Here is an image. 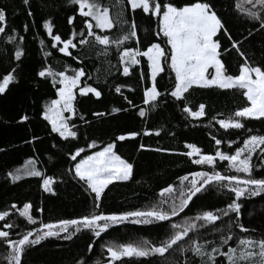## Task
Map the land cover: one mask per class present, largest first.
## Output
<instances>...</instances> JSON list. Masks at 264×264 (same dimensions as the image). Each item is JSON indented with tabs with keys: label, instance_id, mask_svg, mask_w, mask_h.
Here are the masks:
<instances>
[{
	"label": "trees",
	"instance_id": "obj_1",
	"mask_svg": "<svg viewBox=\"0 0 264 264\" xmlns=\"http://www.w3.org/2000/svg\"><path fill=\"white\" fill-rule=\"evenodd\" d=\"M105 6H109L113 19L123 10L124 19L135 20L138 25L140 46L149 41L160 42L155 39L157 29L156 19L142 13L141 10L132 12L125 7V0H100ZM184 3L185 0H177ZM236 0H213L218 13L228 22V27L233 36L247 35L246 30H251L254 23L250 19L238 14L234 9ZM0 7L7 12L6 33L0 34V76L6 71L15 68L16 81L9 86L5 94L0 95V211L11 209L12 204L22 208L23 203L30 202L32 209L30 214L36 220L35 224H28L25 218L19 216L18 211L11 210L8 223L16 225L10 230V238L17 239V233L23 234L32 228H39L41 223H55L60 219H75L87 215L93 211V201L89 191L82 183H78L72 176L66 174L73 161H70L68 150L75 151L76 147L85 148L86 154L100 150L104 143L114 139L116 135L125 130H134L140 133L134 140L123 143L117 142L118 154L122 158L133 163V175L127 181H116L105 189L102 197L101 208L97 211L105 213L146 210L157 203L162 197L160 191L168 184L179 185V176L186 175L190 171L208 170L207 166L194 165L182 153L187 151L186 143H194L201 148L203 153L212 154L216 145L212 136L222 139L225 143L220 146L221 150H228V140H235L236 144L251 129L252 134L264 135V122L259 120H245V129L225 131L216 123V120L227 119L239 107L247 105L246 98L241 90H220L212 88H193L187 94L189 106L195 110L199 103H205L206 115L199 119H193L182 111L183 105L172 99L162 100L152 108L142 102L144 84L139 82L141 71L147 72L146 59L141 58V64L135 66L132 75H122V66L118 62V50L115 45L108 50V55H100L102 46L90 43L75 49H70L72 56H65L57 48H52L50 37L43 29L45 19L51 20L54 34H60L62 38H68L72 32L79 33L83 30V17L69 0H30L26 7L23 0H0ZM31 10L32 16L27 14ZM74 16L72 24L67 23V17ZM90 19V18H89ZM94 24V22L92 21ZM28 30H24V25ZM128 25H117L110 31H94L97 34H107L117 37L121 31H126ZM15 30V33L12 32ZM18 34L23 36V41L9 40V35ZM91 40V38H89ZM44 44L41 45L40 41ZM221 40L228 45L226 38ZM128 46L135 47V41L126 42ZM17 48L23 50L20 61L15 60L14 52ZM241 50L245 53L250 63L260 64L264 62V43L259 35L249 37L244 41ZM50 52V56H44ZM75 57V58H74ZM238 57L235 53L228 58V70L230 73L237 72ZM51 67L54 71H62L66 68H83L86 75L81 78V86L85 84L97 87L102 91V96L96 99L91 94L81 97L77 92L76 108L78 113L83 114L88 123L80 121L77 117L78 139L62 141L56 134L50 133V126L43 121L40 113L43 106L55 98V89L51 79L45 80L37 76V72L43 67ZM168 72L166 68V73ZM163 75V74H162ZM88 77H91L89 79ZM159 79V78H158ZM169 77L164 76L161 83H167ZM121 85L122 94L115 92V86ZM129 87L135 91H129ZM128 97L135 107L129 105L124 97ZM118 107L127 109L118 113H112L111 109ZM146 109V116L138 115L139 108ZM93 112H105L103 117L93 116ZM27 115L28 121H21V116ZM215 118V119H213ZM150 130L151 135L145 136L144 130ZM159 135H156V132ZM35 135L40 139L33 144L25 141ZM92 140L97 142L98 147L88 149L87 144ZM139 144H144L150 149H168L169 151L157 152L137 151ZM233 144V150L236 147ZM55 145V147L53 146ZM34 158L36 167L46 175H52L56 179L53 185L56 194L43 192L40 187V178L25 177L20 181L13 182L7 173L20 167L26 159ZM197 158V157H193ZM259 155L254 156L253 163L257 164ZM218 171L230 174L226 168L227 162L217 161ZM257 178H264V169L257 168L253 173ZM191 179V178H190ZM187 183V182H186ZM168 194H165L167 196ZM178 195V193H177ZM227 189L213 186L208 194H198L194 197L186 211L174 223H182L190 217H194L202 211L215 212L218 208H224L229 202ZM240 222L251 233H241L239 228L233 227L231 234L233 240L229 245L236 246L238 239L251 234L259 239L264 237V194L257 197L243 198ZM43 209V211H36ZM233 213L229 217H222L217 221L215 229L209 225L208 230L201 228L197 232L190 233L193 239L208 240L219 244L222 235H228L229 223L234 218ZM4 221H0V228ZM171 232L169 222H159L149 225H137L124 223L110 228L101 237H93L89 231L77 233L71 240L57 239L55 237L43 240L27 250L24 256V264H77L81 259H87L88 264H105L107 260V247L123 243H140L144 240L159 244L167 239ZM91 243L93 250L88 251L87 245ZM180 248L184 251L181 252ZM188 238L181 242L180 247L174 246L164 258H123L127 264H186L192 259L188 249ZM9 249L0 238V264H7L6 257ZM219 261V260H218ZM119 264V262H116ZM219 264H226L223 258Z\"/></svg>",
	"mask_w": 264,
	"mask_h": 264
},
{
	"label": "snow or ice",
	"instance_id": "obj_2",
	"mask_svg": "<svg viewBox=\"0 0 264 264\" xmlns=\"http://www.w3.org/2000/svg\"><path fill=\"white\" fill-rule=\"evenodd\" d=\"M27 7L30 0H23ZM74 6V11H78L82 20L83 30L79 33L76 43L77 33L72 32L68 38H62L60 34H54L51 20L45 19L42 27L50 37L52 48L65 56H72L70 49L94 43L102 46L99 54L108 55V50L115 45L118 50V62L122 66V75L128 77L132 75L135 66L141 64V58L146 59L147 72L141 71L139 82L143 83L142 102L154 108L162 100L172 99L179 101L183 105L182 111L193 119H199L206 115L205 103L193 110L187 101V94L195 88H212L220 90H241L242 95L247 100V105L237 108L227 119L216 120L219 127L228 131L245 129V120H259L264 122V62L260 64L250 63L245 53L241 50L244 41L249 37L261 36L264 43V0H236L234 9L238 14L250 19L254 23L251 30H246L247 35L233 36L228 27L227 20L222 17L213 0H185L178 3L177 0H125V7L132 12L141 10L143 14L153 17L157 22V29L154 33L156 40L149 41L148 44L140 46L138 25L135 20L124 19L123 10L118 14L117 19H113L109 6H105L100 0H69ZM27 14L32 16L29 9ZM90 18V19H89ZM74 16L67 17V23L72 24ZM92 21L95 23L93 24ZM7 12L4 7H0V34L6 33ZM117 25H128L126 31L122 30L117 37H110L107 34L101 35L94 31H110ZM24 30H28L25 24ZM15 33V30H12ZM224 37L229 42L227 46L221 40ZM91 38V40L89 39ZM9 40L17 39L23 41L24 37L18 34L9 35ZM135 41L136 46H128L126 42ZM41 45L44 41H40ZM235 53L238 57L237 72L230 73L228 70V58ZM23 50L17 48L14 58L20 61ZM50 52H45L44 56H50ZM75 58V57H74ZM166 68L168 72L166 73ZM15 68L6 71L0 76V95L5 94L9 86L16 81ZM54 71L51 67H43L37 72V76L45 80L51 79L55 89V98L51 99L43 106L40 113L46 127L50 126V133L56 134L62 141L77 140L78 127L76 119L88 123L83 114L78 113L76 108L77 92L81 97L91 94L96 99L102 96V91L97 87L85 84L81 86V78L86 75L83 68ZM163 74V75H162ZM169 77L167 83H161L164 76ZM91 79V77H88ZM159 78V79H158ZM129 91H135L129 87ZM115 92L122 94L121 85L115 86ZM127 103L133 107V102L124 97ZM118 107L111 109L112 113L126 111ZM93 116L103 117L105 112H93ZM139 117L146 116L144 107L138 110ZM27 115L21 116V121H28ZM215 119V118H213ZM145 136L151 135L150 130L145 129ZM159 135L157 131L155 133ZM139 132L125 130L116 135L114 139L104 143L100 150L91 154L85 153V148L76 147L75 151L68 150L70 161L74 163L66 170V174L72 176L78 183H82L89 191L93 201V211L87 215L79 216L75 219H60L55 223H41L39 228H32L23 234L17 233V239L10 238V230L16 225L8 223L11 210H16L19 216L25 218L28 224H35L36 220L30 214L32 204L23 203L22 208H17L16 204L11 205L10 210L0 211V221H4L0 228V238L6 243L9 249L5 258L7 264H24V256L27 250L35 245H39L43 240L51 237L63 240H71L73 236L81 231L91 232L93 237L99 238L110 228L131 223L137 225H149L159 222H169L171 232L167 239L159 244H153L147 240L140 243H123L110 245L107 247V260L105 264H127L123 258H164L170 250L180 247L181 242L188 238L192 254V259L186 264H219L218 257L223 258L226 264H264V237L255 238L251 234L238 239L236 246L229 245L233 240L231 229L239 228L241 233H251L249 229L240 222L243 198L257 197L264 194V178H257L253 173L259 169H264V135L252 134L251 129L243 138L242 142L236 144L235 140H228V150H221L220 146L224 140L212 136L216 148L214 153H203L194 143H186L188 149L184 153L192 164L207 166L208 170L190 171L186 175L179 176V185L168 184L160 191V199L146 210H135L126 212L105 213L97 211L101 208L102 197L105 189L116 181H127L133 175L134 165L118 154L117 142L134 140ZM40 138L33 135L31 139L25 141L33 144ZM236 144L233 150L232 146ZM55 147V145H53ZM97 142L92 140L87 144L88 149L97 148ZM157 152L169 151L168 149H150L144 144H139L137 151ZM0 151H3L0 148ZM259 154L258 163H253L254 156ZM197 157V158H193ZM217 161L227 162L226 168L230 174L218 171ZM37 161L29 158L24 163L9 171L7 177L11 181H20L25 177L40 178V187L43 192L55 195L53 185L56 179L52 175H46L36 167ZM191 178V179H190ZM187 182V183H186ZM219 187L227 189L229 202L224 208L213 211H202L194 217H190L182 223L172 222L173 217H179L193 198H199L198 194H208L211 188ZM178 193V195H177ZM165 194H168L165 196ZM43 211V209H36ZM230 213L235 214L232 223H229L228 235L220 237L219 244L208 240L193 239L189 234L197 232L203 228L206 231L208 226L215 229L216 222L222 221V217H229ZM89 252L93 250V245H87ZM183 252L184 249L180 248ZM77 264H88L87 259L77 261ZM99 264V261L96 262ZM149 264H152L150 261ZM159 264V262H157Z\"/></svg>",
	"mask_w": 264,
	"mask_h": 264
},
{
	"label": "water",
	"instance_id": "obj_3",
	"mask_svg": "<svg viewBox=\"0 0 264 264\" xmlns=\"http://www.w3.org/2000/svg\"><path fill=\"white\" fill-rule=\"evenodd\" d=\"M190 204H191V202H190ZM186 209H187V208H186ZM186 209L184 210V212L186 211ZM184 212H183V213H184ZM183 213H181L180 216H181ZM180 216H179V217H180ZM179 217H173V218H172V221L178 219Z\"/></svg>",
	"mask_w": 264,
	"mask_h": 264
},
{
	"label": "rangeland",
	"instance_id": "obj_4",
	"mask_svg": "<svg viewBox=\"0 0 264 264\" xmlns=\"http://www.w3.org/2000/svg\"><path fill=\"white\" fill-rule=\"evenodd\" d=\"M93 22H94V21H93ZM94 23H95V22H94ZM68 74H71V72H68ZM257 155H259V154H257ZM220 259H221V258H220V257H218V260H219V261H220Z\"/></svg>",
	"mask_w": 264,
	"mask_h": 264
}]
</instances>
